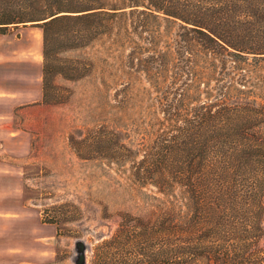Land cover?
I'll return each mask as SVG.
<instances>
[{"label": "trees", "instance_id": "trees-1", "mask_svg": "<svg viewBox=\"0 0 264 264\" xmlns=\"http://www.w3.org/2000/svg\"><path fill=\"white\" fill-rule=\"evenodd\" d=\"M144 17L177 29L168 31L161 50L148 48L139 61L148 74V149L129 170L165 199L154 197L148 212L127 215L137 231L116 230L97 242L89 264L209 263L232 252L241 258L243 245L227 243L237 235L226 228L223 196L234 187L264 188V97L258 95L264 93V0H0V34L25 22L40 29L41 96L55 74L80 77L51 52L110 36L128 19ZM247 72L256 73L250 85ZM86 139L87 145L75 143L78 150L109 159L125 151L111 134ZM244 170L259 177L248 181ZM215 190L216 206L203 205L200 197Z\"/></svg>", "mask_w": 264, "mask_h": 264}, {"label": "rangeland", "instance_id": "rangeland-1", "mask_svg": "<svg viewBox=\"0 0 264 264\" xmlns=\"http://www.w3.org/2000/svg\"><path fill=\"white\" fill-rule=\"evenodd\" d=\"M120 27L110 36L51 52L56 63L76 67L80 77L53 75L43 96L39 27L18 23L0 35L2 56L24 76L23 92L9 96L0 119V264H74L76 239L87 244L84 262L89 264L97 242L116 230L137 231L127 215L148 212L157 204L154 197L165 199L148 183L134 181L129 166L148 149V74L138 69L139 61L148 48L161 50L168 31L177 27L148 17L128 19ZM256 73H246V85L255 82ZM92 133L113 135L116 146H124L122 158L78 150L75 143L84 139L87 145ZM119 159L125 163L116 164ZM248 170L243 175L248 181L259 177ZM232 190L223 196L228 199L224 212L226 228L237 237L226 241L240 242L243 256L232 252L194 264H264V188ZM217 197L215 190L200 199L212 207Z\"/></svg>", "mask_w": 264, "mask_h": 264}, {"label": "crops", "instance_id": "crops-1", "mask_svg": "<svg viewBox=\"0 0 264 264\" xmlns=\"http://www.w3.org/2000/svg\"><path fill=\"white\" fill-rule=\"evenodd\" d=\"M2 54L0 52V119L8 110L9 96L18 98L19 93L23 92L24 85V76L19 72L18 65L9 64L7 57ZM10 90L13 92L10 93Z\"/></svg>", "mask_w": 264, "mask_h": 264}, {"label": "water", "instance_id": "water-1", "mask_svg": "<svg viewBox=\"0 0 264 264\" xmlns=\"http://www.w3.org/2000/svg\"><path fill=\"white\" fill-rule=\"evenodd\" d=\"M73 246H74V254L72 257L74 264H85L84 250L87 247V244L84 243L81 239H76L73 242Z\"/></svg>", "mask_w": 264, "mask_h": 264}]
</instances>
